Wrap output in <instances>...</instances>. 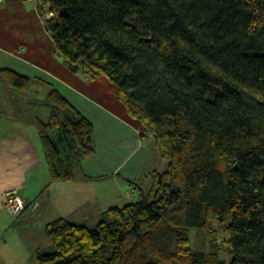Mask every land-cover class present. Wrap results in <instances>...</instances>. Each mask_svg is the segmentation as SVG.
I'll list each match as a JSON object with an SVG mask.
<instances>
[{"label": "trees", "instance_id": "1", "mask_svg": "<svg viewBox=\"0 0 264 264\" xmlns=\"http://www.w3.org/2000/svg\"><path fill=\"white\" fill-rule=\"evenodd\" d=\"M38 1L57 55L115 83L167 164L130 181L137 199L93 227L49 222L37 264H226L223 245L227 264H264V0ZM0 74L48 89L44 158L52 180H73L95 154L90 120L46 80Z\"/></svg>", "mask_w": 264, "mask_h": 264}, {"label": "crops", "instance_id": "2", "mask_svg": "<svg viewBox=\"0 0 264 264\" xmlns=\"http://www.w3.org/2000/svg\"><path fill=\"white\" fill-rule=\"evenodd\" d=\"M30 1L0 0V68L53 79L63 89L59 92L92 123L95 154L81 161L73 180H52L36 127L37 118L47 121L49 116L40 118L37 113L43 98L37 89L43 85L35 81L26 90H17L0 81L7 95L0 97V264H34L36 251L49 246L45 233L49 222L62 218L93 227L102 212L123 206L138 194L130 181L144 180L167 164L154 138L117 99L115 83L105 76L90 79L72 72L59 55L53 56L54 47L35 37L36 9ZM8 192L19 193L26 201L17 218L3 207ZM36 198L42 204L33 211L30 204Z\"/></svg>", "mask_w": 264, "mask_h": 264}, {"label": "rangeland", "instance_id": "3", "mask_svg": "<svg viewBox=\"0 0 264 264\" xmlns=\"http://www.w3.org/2000/svg\"><path fill=\"white\" fill-rule=\"evenodd\" d=\"M30 4L31 5H33V9H36L35 10V12H34V14H33V19H32V23L35 25V33L34 32H32L33 34H35V37H38L39 38V40H43V44H46L47 45V43L53 48L54 46H53V42H52V38H51V36H50V33L47 31V29H46V22H47V20L49 19V18H47V15H46V13H43V14H41V12L39 11V9H38V4H39V1L38 0H31L30 1ZM28 6H30L29 4H28ZM31 7V6H30ZM44 40H46V42L44 43ZM45 46V45H44ZM48 46V45H47ZM55 51V50H54ZM54 51H52V54H53V56H55V58L56 59H58V55H57V53L56 52H54ZM61 59V58H60ZM62 60V59H61ZM5 65H7V64H5ZM1 69H4L3 67L2 68H0V70ZM22 71H24V72H26L27 70L26 69H24V70H22ZM32 73H34V72H32ZM26 74V73H25ZM28 75V74H27ZM30 77H32V78H34V76H30ZM0 78H1V74H0ZM36 78V77H35ZM43 78H45L46 79V77H44L43 76ZM37 79H40L41 80V78H37ZM1 80V79H0ZM42 80H44V79H42ZM46 81L47 82H49V83H51L52 85H54V87L58 90V91H60L61 92V90H63V89H60L59 87H58V84H56L55 82H54V80L53 79H51V78H47L46 79ZM51 81V82H50ZM2 87V86H1ZM4 88H0V97L2 96V97H6L7 95H6V93H4L3 94V92L5 91V89L3 90ZM37 91H40V92H42V95H41V97H43L42 98V101H40V103L38 104V110H37V113H38V115H39V117L41 118L42 116H44L46 113H49V108L47 107V105L45 104V97H44V95L46 94V93H48V89L45 87L44 88V86H43V88L42 87H40V88H38L37 89ZM62 93V92H61ZM18 95H17V97L16 98H20V100H21V93H17ZM40 97V96H39ZM50 134H51V136H54V134H55V129H52V131L50 132ZM166 160V159H165ZM137 199V194H135L133 197H131V199L129 200V202H131V201H134V200H136ZM129 202H127V203H129ZM196 229H194L192 232H191V247L192 248H194V249H197L198 247H199V245H200V241L198 240L199 238H198V234H197V232L195 231ZM48 248H49V246H48ZM47 248V249H48ZM47 249H45L44 251H46ZM229 257H230V255H229V252H228V250H227V246L226 245H223V250L221 251V253H220V258L222 259V260H224L225 261V263L227 264L228 263V261H229ZM34 264H37V262H34Z\"/></svg>", "mask_w": 264, "mask_h": 264}, {"label": "built area", "instance_id": "4", "mask_svg": "<svg viewBox=\"0 0 264 264\" xmlns=\"http://www.w3.org/2000/svg\"><path fill=\"white\" fill-rule=\"evenodd\" d=\"M42 200L36 198L31 202V210L36 211L41 207ZM3 207L8 210V212L14 216L18 217L22 211L26 208V201L25 199L16 192H8L4 195L3 198Z\"/></svg>", "mask_w": 264, "mask_h": 264}]
</instances>
